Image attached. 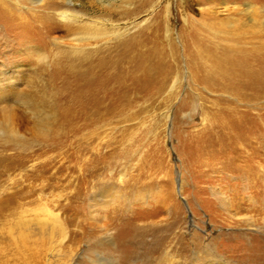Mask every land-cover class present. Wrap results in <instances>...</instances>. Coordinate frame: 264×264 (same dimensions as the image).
<instances>
[{"label":"rangeland","instance_id":"1","mask_svg":"<svg viewBox=\"0 0 264 264\" xmlns=\"http://www.w3.org/2000/svg\"><path fill=\"white\" fill-rule=\"evenodd\" d=\"M146 1L0 0V264H264V0ZM131 36L170 90L84 110L76 75ZM230 108L263 173L204 151Z\"/></svg>","mask_w":264,"mask_h":264},{"label":"bare ground","instance_id":"2","mask_svg":"<svg viewBox=\"0 0 264 264\" xmlns=\"http://www.w3.org/2000/svg\"><path fill=\"white\" fill-rule=\"evenodd\" d=\"M148 1H146L144 3L145 5H142V7L147 6ZM248 8H252V5L248 4ZM134 13L136 12H133L132 14ZM59 16L65 22H75L80 18L78 14L70 13L67 10L61 11ZM91 22L95 23L96 21ZM84 35L85 36L82 35L76 37L74 40L76 42H81L93 38L90 35ZM117 36L122 37V33H118ZM122 43L119 46L123 45V47L119 50L116 49V52L113 53L112 56L110 55L111 57L104 58L101 56L99 59L94 60V62L89 61L90 63H88L89 65L87 66V69L76 75V79L78 80L76 83H81L78 84L74 98L77 103L79 102L83 106L84 110L86 109L94 114L97 110L101 109L104 99L101 93L105 89L106 83L109 79L118 81L119 88L115 94L112 93L109 100L110 103H104L108 108H113L115 107L114 105L121 104L122 101V105L132 106L136 103V101H133L132 96L134 95H137L138 98H142V101L150 103L154 100L156 95L169 87L176 69L173 55L170 56V60L168 59V61H164L160 51L139 49L142 46V42L139 38L133 36ZM133 50L134 52H137L134 53L135 55L133 54ZM226 57L228 56L226 55ZM223 61L217 60L212 65V67H215L214 70L222 69L226 64V60L225 62ZM243 65L244 66L240 67V71L248 78L259 77L261 80L260 84L262 85L264 81L263 71L257 70V72H253L252 69H249V65L248 67L246 64ZM260 69L262 70V68ZM238 96L239 100L244 101V106H249V104L252 103L251 101L253 98L257 97L256 94L246 95L243 92L241 95L238 94ZM235 111L233 108H230V111L225 113L223 121H220V119L217 118L218 113L213 114L215 120L218 119L215 134L216 138L213 142L206 141L208 144L205 147L206 150H203L207 155L213 156L215 153L214 150L217 149L216 146H219L220 149L225 147L231 148L236 152L234 154L237 156L239 155L244 160V165H241L242 167L239 166L241 169L238 168L239 172L245 171L247 168L254 166L257 167V171L259 168L263 173L264 170L262 171L261 169L262 163L256 161L257 159L254 157L256 154L254 153V155L253 152L250 151L252 140L245 135V132L248 131L250 127L241 122V118H239ZM243 144L249 149L243 151L241 148V145ZM260 146L264 148V143ZM244 152H246V154L243 155Z\"/></svg>","mask_w":264,"mask_h":264}]
</instances>
